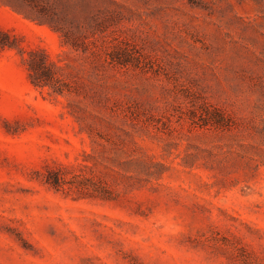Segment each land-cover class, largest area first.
<instances>
[{"label": "rangeland", "instance_id": "obj_1", "mask_svg": "<svg viewBox=\"0 0 264 264\" xmlns=\"http://www.w3.org/2000/svg\"><path fill=\"white\" fill-rule=\"evenodd\" d=\"M0 30V264H264V0H0Z\"/></svg>", "mask_w": 264, "mask_h": 264}, {"label": "trees", "instance_id": "obj_2", "mask_svg": "<svg viewBox=\"0 0 264 264\" xmlns=\"http://www.w3.org/2000/svg\"><path fill=\"white\" fill-rule=\"evenodd\" d=\"M40 17H42L40 18L41 20L50 23V25H52L55 30L62 32V35L65 37L66 41H69L71 39V36L68 34V32L64 30V28L60 25L57 20H55L56 15L54 13L42 12ZM72 39L73 41L71 40V42L74 43L76 39ZM13 41L14 37H12L7 32L0 30V48H3L5 46H12ZM109 58L111 61H114L116 63H124V60H120V58H118L117 55H113V53L109 54ZM26 62L27 69L29 71V79L34 86H48L56 93L60 94L63 92L64 84H62L61 80L56 74V71L54 69V63L49 60L48 55L43 49L31 50L29 52L28 58L26 59ZM45 179L47 183H49L55 188H58L64 183V179L59 169L55 171H49Z\"/></svg>", "mask_w": 264, "mask_h": 264}]
</instances>
